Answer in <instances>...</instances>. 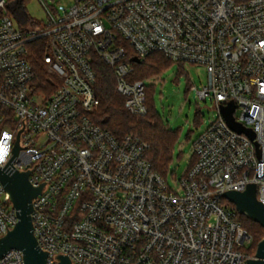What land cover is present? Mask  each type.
I'll list each match as a JSON object with an SVG mask.
<instances>
[{
  "label": "built area",
  "instance_id": "built-area-1",
  "mask_svg": "<svg viewBox=\"0 0 264 264\" xmlns=\"http://www.w3.org/2000/svg\"><path fill=\"white\" fill-rule=\"evenodd\" d=\"M41 1L46 21L33 29L31 20L17 27L0 0V169L42 187L31 217L46 264H250L252 237L224 196L254 184L264 205V0H73L63 12ZM37 41L59 80L51 92L29 60ZM127 47L139 61L160 53L207 73L192 89L218 115L195 140L178 191L153 171L148 143L117 139L91 119L96 60L112 69L126 110L147 114ZM230 103L255 140L229 127L221 107ZM18 223L0 183V238ZM0 264H24V253Z\"/></svg>",
  "mask_w": 264,
  "mask_h": 264
},
{
  "label": "trees",
  "instance_id": "trees-1",
  "mask_svg": "<svg viewBox=\"0 0 264 264\" xmlns=\"http://www.w3.org/2000/svg\"><path fill=\"white\" fill-rule=\"evenodd\" d=\"M127 50V61L134 68V73L129 78L130 81L144 80L145 78L157 76L174 63L160 53L152 54L145 60L137 62L131 47H127ZM44 55V41H37L31 45L29 60L37 76L36 82L39 84L41 91L51 92L53 90L52 87H57L59 80L47 70L43 62ZM177 64L181 67L184 65L182 63ZM95 70L97 72L95 89L99 106L91 113V119L117 139L134 136L148 143L150 148L146 152L145 158L151 164L153 171L167 181V173L173 160L177 133L165 126L155 111L152 91L147 89L146 92L147 114L145 116L132 115L125 108V98L117 92L116 77L112 69L107 67L101 60H96ZM194 161L193 158L191 165ZM232 207L236 210L235 205H232ZM237 220L242 223L252 237L250 255L254 257L259 244L264 239V228L239 213Z\"/></svg>",
  "mask_w": 264,
  "mask_h": 264
},
{
  "label": "rangeland",
  "instance_id": "rangeland-1",
  "mask_svg": "<svg viewBox=\"0 0 264 264\" xmlns=\"http://www.w3.org/2000/svg\"><path fill=\"white\" fill-rule=\"evenodd\" d=\"M10 14L17 27H25L31 20V27H43L46 11L41 0H7ZM50 8L63 12L72 5L73 0H43ZM147 89L152 91L155 111L165 126L177 133L173 160L167 173V182L171 189L178 191L177 182L189 169L193 160V144L210 123L217 117L218 111L210 100L200 102L193 86L201 87L207 83L204 68L193 65L172 63L157 76L145 78ZM230 204V202H225ZM243 251L251 253L249 249Z\"/></svg>",
  "mask_w": 264,
  "mask_h": 264
},
{
  "label": "water",
  "instance_id": "water-1",
  "mask_svg": "<svg viewBox=\"0 0 264 264\" xmlns=\"http://www.w3.org/2000/svg\"><path fill=\"white\" fill-rule=\"evenodd\" d=\"M137 62H140L136 59ZM234 103L221 107V113L229 127L239 134H245L251 140H255V133L238 124L234 119ZM18 144L16 152L18 151ZM30 173H10L0 169V183L11 195L12 201L18 211L19 223L6 236L0 238V258L13 249L24 253V264H46L48 254L39 247L34 236L31 214L33 212V200L41 193L42 187L34 188L29 182ZM225 199L235 205L240 215L246 216L264 228V205L257 199L256 185H249L243 193L228 192ZM61 264H70L67 257H60ZM250 264H264V239L259 244L255 259Z\"/></svg>",
  "mask_w": 264,
  "mask_h": 264
},
{
  "label": "snow or ice",
  "instance_id": "snow-or-ice-1",
  "mask_svg": "<svg viewBox=\"0 0 264 264\" xmlns=\"http://www.w3.org/2000/svg\"><path fill=\"white\" fill-rule=\"evenodd\" d=\"M4 151L5 149L2 146H0V159H3Z\"/></svg>",
  "mask_w": 264,
  "mask_h": 264
},
{
  "label": "clouds",
  "instance_id": "clouds-1",
  "mask_svg": "<svg viewBox=\"0 0 264 264\" xmlns=\"http://www.w3.org/2000/svg\"><path fill=\"white\" fill-rule=\"evenodd\" d=\"M0 160H2V159H0Z\"/></svg>",
  "mask_w": 264,
  "mask_h": 264
}]
</instances>
